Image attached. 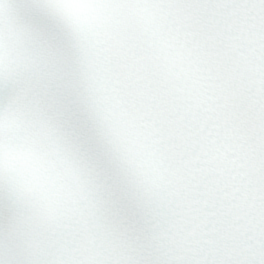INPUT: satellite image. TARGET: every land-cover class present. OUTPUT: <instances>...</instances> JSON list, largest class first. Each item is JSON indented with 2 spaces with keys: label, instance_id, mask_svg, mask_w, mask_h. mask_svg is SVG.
Wrapping results in <instances>:
<instances>
[{
  "label": "snow or ice",
  "instance_id": "snow-or-ice-1",
  "mask_svg": "<svg viewBox=\"0 0 264 264\" xmlns=\"http://www.w3.org/2000/svg\"><path fill=\"white\" fill-rule=\"evenodd\" d=\"M0 264H264V0H0Z\"/></svg>",
  "mask_w": 264,
  "mask_h": 264
}]
</instances>
